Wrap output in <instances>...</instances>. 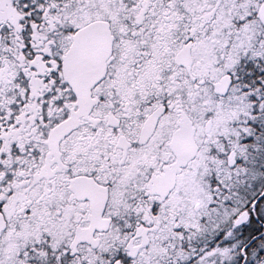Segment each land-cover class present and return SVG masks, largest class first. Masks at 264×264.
I'll list each match as a JSON object with an SVG mask.
<instances>
[{"label": "snow or ice", "instance_id": "obj_1", "mask_svg": "<svg viewBox=\"0 0 264 264\" xmlns=\"http://www.w3.org/2000/svg\"><path fill=\"white\" fill-rule=\"evenodd\" d=\"M0 264H264V0H0Z\"/></svg>", "mask_w": 264, "mask_h": 264}]
</instances>
